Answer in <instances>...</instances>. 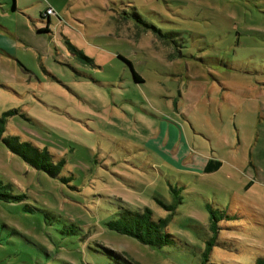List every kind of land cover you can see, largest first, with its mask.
I'll use <instances>...</instances> for the list:
<instances>
[{"label": "rangeland", "instance_id": "rangeland-1", "mask_svg": "<svg viewBox=\"0 0 264 264\" xmlns=\"http://www.w3.org/2000/svg\"><path fill=\"white\" fill-rule=\"evenodd\" d=\"M119 2L149 28L122 19ZM0 117L4 135L62 157L68 177L0 140V180L25 195L0 200V264H116L94 244L132 264L264 257V0H0ZM207 158L220 167L202 172ZM169 185L173 243L105 226L118 204L166 216L154 197L171 202ZM205 203L224 213L204 261Z\"/></svg>", "mask_w": 264, "mask_h": 264}, {"label": "trees", "instance_id": "trees-1", "mask_svg": "<svg viewBox=\"0 0 264 264\" xmlns=\"http://www.w3.org/2000/svg\"><path fill=\"white\" fill-rule=\"evenodd\" d=\"M119 11L121 12L122 19L130 20L133 26L139 25L141 31H145L149 28V24L142 20L140 14L135 10L133 5L124 4L119 2ZM51 9L45 7L41 18L48 17ZM48 19V18H47ZM47 21V20H46ZM162 34V33H160ZM67 47L71 53L76 56L81 62H87L93 65L91 58L85 56L79 49L72 46L66 41ZM133 81L140 82L142 78L131 69ZM13 111H7L6 115ZM0 122L4 123V118L0 117ZM0 123V140L5 145L7 150L16 155L24 164L31 169L41 171L46 176L51 178H57L61 182H68V177L59 176V173L64 165L62 157H53V155L47 150L46 147H39L29 140H20L16 135H4V125ZM220 161L214 158H207L201 167L202 172H212L220 167ZM169 189L173 192V199L171 202H167L162 196L154 197L157 204H159L164 210L169 211L164 217H154L152 210L147 206L142 207H127L125 205L118 204V211L115 212V216L105 222V226L115 231L118 234L128 236L140 244L148 247L161 248L162 246L169 245L174 242L173 235L166 230L168 218L172 214L170 211H174L175 204L180 202V196L178 195L179 187L174 188L169 185ZM25 197L24 194L13 193L10 191V184L4 183L0 180V200L5 202H20ZM25 207V206H24ZM206 210L208 212V228L212 232V236L205 242L204 249L202 251L203 260L206 257L212 246L215 234L221 228L219 221L223 218L224 211L218 208H211L208 203H205ZM215 212H219L218 215ZM227 217V216H226ZM43 250L42 256L50 257L51 253H48L46 248L41 247L39 244H34ZM94 252H99L109 256L116 264H132L127 261L120 253L108 249L99 244H94L91 247ZM40 262V261H39ZM56 264H71L67 261H60ZM253 264H264V257H256Z\"/></svg>", "mask_w": 264, "mask_h": 264}, {"label": "built area", "instance_id": "built-area-1", "mask_svg": "<svg viewBox=\"0 0 264 264\" xmlns=\"http://www.w3.org/2000/svg\"><path fill=\"white\" fill-rule=\"evenodd\" d=\"M48 11H50V10H47L46 12H48ZM51 11H52V10H51ZM51 11H50V12H51ZM50 12H49V13H50Z\"/></svg>", "mask_w": 264, "mask_h": 264}, {"label": "water", "instance_id": "water-1", "mask_svg": "<svg viewBox=\"0 0 264 264\" xmlns=\"http://www.w3.org/2000/svg\"><path fill=\"white\" fill-rule=\"evenodd\" d=\"M129 65V64H128ZM130 66V65H129ZM131 68V67H130Z\"/></svg>", "mask_w": 264, "mask_h": 264}]
</instances>
